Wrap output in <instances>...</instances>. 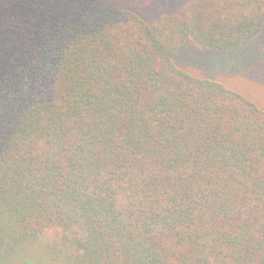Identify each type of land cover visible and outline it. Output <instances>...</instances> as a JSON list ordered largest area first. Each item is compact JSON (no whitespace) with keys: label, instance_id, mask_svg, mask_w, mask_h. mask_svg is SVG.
<instances>
[{"label":"trees","instance_id":"16d2710c","mask_svg":"<svg viewBox=\"0 0 264 264\" xmlns=\"http://www.w3.org/2000/svg\"><path fill=\"white\" fill-rule=\"evenodd\" d=\"M0 264H264V0H0Z\"/></svg>","mask_w":264,"mask_h":264},{"label":"rangeland","instance_id":"374dc122","mask_svg":"<svg viewBox=\"0 0 264 264\" xmlns=\"http://www.w3.org/2000/svg\"><path fill=\"white\" fill-rule=\"evenodd\" d=\"M258 98H262L261 93L258 94ZM76 219H77V216H76L75 213H73V214H72V217L70 218V221H71V224H72L71 227H72L74 230H76V231L81 230V235H82V227L79 226V224H78L77 222H75ZM78 227H79V229H78ZM77 229H78V230H77Z\"/></svg>","mask_w":264,"mask_h":264}]
</instances>
